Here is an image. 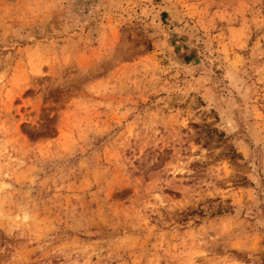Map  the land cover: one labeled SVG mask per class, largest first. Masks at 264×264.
<instances>
[{
    "label": "rangeland",
    "instance_id": "1",
    "mask_svg": "<svg viewBox=\"0 0 264 264\" xmlns=\"http://www.w3.org/2000/svg\"><path fill=\"white\" fill-rule=\"evenodd\" d=\"M0 264H264V0H0Z\"/></svg>",
    "mask_w": 264,
    "mask_h": 264
},
{
    "label": "trees",
    "instance_id": "2",
    "mask_svg": "<svg viewBox=\"0 0 264 264\" xmlns=\"http://www.w3.org/2000/svg\"><path fill=\"white\" fill-rule=\"evenodd\" d=\"M186 61H187V58H186Z\"/></svg>",
    "mask_w": 264,
    "mask_h": 264
}]
</instances>
